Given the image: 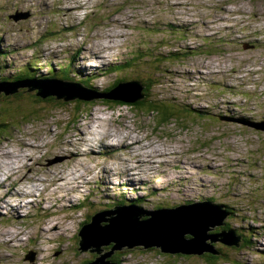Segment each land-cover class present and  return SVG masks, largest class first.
Here are the masks:
<instances>
[{"label": "rangeland", "instance_id": "rangeland-1", "mask_svg": "<svg viewBox=\"0 0 264 264\" xmlns=\"http://www.w3.org/2000/svg\"><path fill=\"white\" fill-rule=\"evenodd\" d=\"M67 63L97 93L119 77L111 63L135 69L121 72L124 81L145 82L149 66L161 84L147 92L178 114L161 123L155 112L103 97L44 102L31 86L1 94L0 196L23 193L0 206V264H83L96 243L82 239L81 250L78 233L94 212L127 204L112 210L122 216L137 211L129 202L150 210L205 199L229 207L225 226L234 228L209 230L217 257L133 245L119 253L121 264H264V0H0L1 81L25 70L49 78ZM123 157L145 162L124 183ZM231 230L239 246L224 242Z\"/></svg>", "mask_w": 264, "mask_h": 264}, {"label": "water", "instance_id": "water-1", "mask_svg": "<svg viewBox=\"0 0 264 264\" xmlns=\"http://www.w3.org/2000/svg\"><path fill=\"white\" fill-rule=\"evenodd\" d=\"M34 81H36L34 84L25 79L14 82L2 81L0 82V92L4 91L6 94L13 93L17 91L18 86L26 85L31 86V88L41 86L40 90L50 94L56 93L59 87L60 91L57 96H63L64 100L69 98L91 99L93 97H108L124 102H134L143 96L141 93L143 86L137 80L119 82L108 93H97L86 89L80 84L63 82L58 79H39ZM31 88H28V90ZM37 94L45 96V94L40 92H37ZM121 209H124V207L117 209L118 212ZM204 209L214 211L213 214H216L217 217L204 213ZM112 210L108 209L96 212L89 222L81 226L78 233L81 250H86L83 244L84 241L81 240L87 239L93 240V243L97 244H93L95 245L94 249H90V251L94 252H100L101 245H108L111 242L114 243L112 245L113 248L120 249V245L117 244L119 242L122 243V241L127 244V247H132L133 245H140L145 248L158 247L160 251L169 253L202 254L204 251L213 252L211 249L212 245L207 243L206 240L208 239L213 242L216 238L209 230L218 225H223L224 218L228 215V212L221 205L213 204L209 201L182 204L174 208H159L151 211H143L141 208L136 207L135 210L137 211H129L122 214V216H111ZM176 213L177 215L174 216ZM107 214L110 217L106 218ZM143 215L147 217L140 218ZM169 215H173V218ZM102 221L105 222L103 225L101 224ZM223 232L226 231L221 230L217 233L220 235ZM230 234L229 236H225V241L224 239L223 241L226 244H238V242L229 241L234 231L231 230ZM238 239L239 237L236 238V240ZM201 243L205 246L198 247ZM109 255L110 252L103 253L100 257L87 264H113L110 260L105 259Z\"/></svg>", "mask_w": 264, "mask_h": 264}, {"label": "trees", "instance_id": "trees-1", "mask_svg": "<svg viewBox=\"0 0 264 264\" xmlns=\"http://www.w3.org/2000/svg\"><path fill=\"white\" fill-rule=\"evenodd\" d=\"M207 38L208 37L205 38V41H206ZM192 51L193 50H188V52H184V54L185 55L186 54L187 55H192ZM171 54L173 56V52H171ZM174 55H176V53H174ZM176 56H178V55H176ZM173 57H175V56H173ZM178 57H181V55L178 56ZM173 61H175V59H173ZM69 63H70V61H69ZM124 63H128V62H124ZM124 63L123 64H113V65H110L107 68L111 72H115L116 74L118 73L119 77L116 78L115 81H113L111 84H109V86L104 88V90H107V89H110V88L114 87L117 82H119L120 80L124 79V76L121 75V72L123 70L124 71H129V72L135 71L134 68H132L130 66H127V64H124ZM58 65H60V64H58ZM60 69L66 75L65 77L69 79L70 78V76H69V65L62 66V67H60ZM154 72L155 71H152V69L149 66H148V68L142 70V75L144 76V81L145 82H141V83L144 85V88L146 89V90H143V94L145 95V97L143 99H141L139 101H134V102H124L122 100L112 99V98H103L102 100L104 102H117L119 104L133 105L135 107H138L140 109V111L146 110V112H151V113L155 112L158 115H160L159 119H160L161 123L168 121L171 118V116H175L176 117V115L178 114L177 110H173V108H169L167 105L164 106V103H162V101H156L155 99H153L154 97L153 96L151 97L149 95V92H147L149 90H152L155 85H157V84L159 85V83H160V79L159 78H157L156 80L153 79ZM53 75H54L53 72H50L49 76L52 77ZM26 76L32 77L34 75H32V71L26 70V72H24V73L22 72V73L17 74V76H14V79H16V78L17 79H22V78H25ZM88 79L89 80H88L87 85L92 86L91 77H89ZM150 81H154L155 83H150L149 84ZM146 84H149V85H146ZM24 89L25 88H23L22 90H24ZM31 96L33 98H35V96H36L35 95V91H32ZM38 99L41 100V101H44V102H49L51 100L56 102L58 98H55V96H51L50 95V96H46V97H39ZM75 99H76L75 100L76 102H82V104H84L83 102H86V99H84V100L82 98L81 99L80 98H75ZM154 103H161L162 106L156 105ZM79 106L80 105H77L76 107L78 108ZM73 112H75V110H73ZM119 253H121V252L119 250H117L115 252V254H112V256H111L112 261H115V262H118V263L121 262V261H119V259L122 256V254H119ZM207 255H208V257H211L212 259L214 257L218 256V255L212 254V253L211 254L209 253Z\"/></svg>", "mask_w": 264, "mask_h": 264}, {"label": "bare ground", "instance_id": "bare-ground-1", "mask_svg": "<svg viewBox=\"0 0 264 264\" xmlns=\"http://www.w3.org/2000/svg\"><path fill=\"white\" fill-rule=\"evenodd\" d=\"M219 18V17H218ZM215 19H217V18H215ZM219 19H222L221 18V16H220V18ZM209 21V20H208ZM210 22V21H209ZM236 22H238V21H236ZM241 22V21H240ZM244 27V26H243ZM228 28V27H227ZM220 31V30H219ZM230 31V30H229ZM231 31H233V30H231ZM213 32V31H212ZM215 33V32H214ZM229 39V38H228ZM74 99V98H73ZM104 133L105 132H103L102 133V135L104 136ZM126 134V133H125ZM99 135V136H98ZM98 135H97V137H94V139H90V140H92V141H94V140H99V139H102L100 136H101V134L100 133H98ZM131 136V135H130ZM87 144H89V143H87ZM101 144L102 145H104V146H108V144H106V143H104L102 140H101ZM86 147L89 149V151H94V149L92 148V144H90V145H86ZM123 148L124 150L127 148V144L126 145H121L120 146V148ZM130 147H132V146H130ZM113 153H115V151L113 152ZM163 155V154H162ZM111 157V156H110ZM134 157H135V154H134ZM123 158H126V159H122V166H121V170H122V173H118V175H124V177L126 176V178L124 179V180H120L122 183H124L125 181H129L130 182V180L132 181V176H134L136 173H138L139 171H140V169H139V167L141 166V165H143L144 163L143 162H141L140 164H139V167H138V165L136 164V163H132L131 164V160L129 159V157H123ZM137 161H141L142 159H136ZM135 160V162H137ZM145 166V165H144ZM150 167V166H149ZM102 169H101V171L103 172L104 171V169H106V171L108 172V173H111V174H113V171H112V168L110 167V168H106L105 166H102L101 167ZM147 169H145V172H147L148 171V167H146ZM90 169V168H89ZM91 170V169H90ZM147 170V171H146ZM82 172V170L80 171V173ZM70 173V172H69ZM79 173V174H80ZM69 175V174H68ZM2 175H0V177H1ZM62 176H64V175H62ZM79 177H75V175L73 174L72 175V178L75 180V179H79V178H81L82 176H80V175H78ZM129 176V177H128ZM144 176V175H143ZM95 177V176H94ZM99 178L101 177L100 175L98 176ZM97 178V177H96ZM107 178H108V176H107ZM127 179V180H126ZM129 179V180H128ZM96 180V179H95ZM107 180V179H106ZM111 180V179H110ZM135 181V180H134ZM97 182V181H96ZM110 182V181H109ZM137 184V183H136ZM89 186V185H88ZM2 191V190H1ZM18 193V196L17 197H14L13 198V196L12 195H8L7 196V199H6V197H5V195H1L0 196V200H1V202L0 203H2L0 206H6V207H9V208H11V206H12V203L10 202V198L12 197L14 200H16V198H19L20 196H21V194L23 193V192H21V191H18L17 192ZM10 194H13L12 192L10 193ZM65 198V197H64ZM68 198V197H67ZM66 200V199H65ZM69 201V200H68ZM15 205H16V203H15ZM17 206V205H16ZM24 206V205H23ZM18 207V206H17ZM18 208H16L15 209V211L17 210ZM16 212H18V210L16 211ZM20 218V217H19ZM19 222V221H18ZM17 221H16V223H18ZM48 228V227H47ZM3 232H6V231H3ZM44 235V234H43ZM42 236V235H41ZM101 238V237H100ZM42 243V242H41ZM45 243V242H44ZM260 244V243H259ZM42 249V248H41ZM47 251V250H46ZM4 261H8V260H6L5 258H4Z\"/></svg>", "mask_w": 264, "mask_h": 264}, {"label": "flooded vegetation", "instance_id": "flooded-vegetation-1", "mask_svg": "<svg viewBox=\"0 0 264 264\" xmlns=\"http://www.w3.org/2000/svg\"><path fill=\"white\" fill-rule=\"evenodd\" d=\"M205 254H207V253H205Z\"/></svg>", "mask_w": 264, "mask_h": 264}]
</instances>
